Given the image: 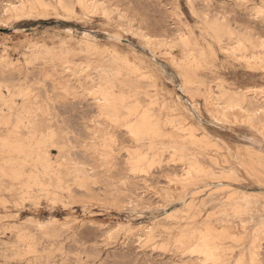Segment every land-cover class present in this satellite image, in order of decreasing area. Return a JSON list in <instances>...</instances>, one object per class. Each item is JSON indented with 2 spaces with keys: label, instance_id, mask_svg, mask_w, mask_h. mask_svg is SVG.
<instances>
[{
  "label": "rangeland",
  "instance_id": "obj_1",
  "mask_svg": "<svg viewBox=\"0 0 264 264\" xmlns=\"http://www.w3.org/2000/svg\"><path fill=\"white\" fill-rule=\"evenodd\" d=\"M61 1L0 0V264H264V0Z\"/></svg>",
  "mask_w": 264,
  "mask_h": 264
},
{
  "label": "bare ground",
  "instance_id": "obj_2",
  "mask_svg": "<svg viewBox=\"0 0 264 264\" xmlns=\"http://www.w3.org/2000/svg\"><path fill=\"white\" fill-rule=\"evenodd\" d=\"M59 1V0H58ZM63 1V0H62ZM61 1V2H62ZM41 2V1H40ZM43 2V1H42ZM31 3V2H30ZM45 3V2H44ZM59 3V2H58ZM68 3V2H67ZM66 3V4H67ZM69 3H71V2H69ZM48 3H46L45 5H47ZM77 4V3H76ZM3 5V4H2ZM5 5V4H4ZM162 5V4H161ZM29 6V5H28ZM38 6V5H37ZM65 6H67V5H65ZM70 6H71V4H70ZM14 7V6H13ZM48 7V6H47ZM62 7V6H61ZM67 7H69V5L67 6ZM66 7V8H67ZM70 8V7H69ZM87 8V7H86ZM131 8V7H130ZM29 9V8H28ZM61 9V8H60ZM63 9V8H62ZM71 9V8H70ZM258 9V8H257ZM3 10V9H2ZM82 10V9H81ZM28 11V10H27ZM62 11V10H61ZM65 11V10H64ZM77 11V10H76ZM261 11V10H260ZM14 12V11H13ZM16 13V12H15ZM27 13V12H26ZM76 13V12H75ZM162 13V12H161ZM194 13V12H193ZM84 14V13H83ZM195 14V13H194ZM262 15V14H261ZM264 16V15H263ZM166 18V17H165ZM206 18V17H205ZM250 18V17H249ZM223 19V18H222ZM260 19V18H259ZM196 20V19H195ZM125 21V20H124ZM198 22V21H197ZM204 22V21H203ZM202 22V23H203ZM217 23V22H216ZM215 23V24H216ZM205 25V24H204ZM233 25H235V24H233ZM137 26V25H136ZM135 25H134V28L136 27ZM215 26V25H214ZM128 27V26H127ZM131 27V26H130ZM208 27V26H207ZM222 27V26H221ZM225 27H227V26H225ZM255 27V26H254ZM132 28V27H131ZM210 28V27H209ZM208 28V29H209ZM228 28V27H227ZM207 29V30H208ZM226 29V28H225ZM224 29V30H225ZM229 29V28H228ZM227 29V30H228ZM230 30V29H229ZM255 30V29H254ZM204 31H205V29H204ZM256 31V30H255ZM259 32V31H258ZM240 35V34H239ZM261 35V34H260ZM234 40V39H233ZM236 40V39H235ZM243 40V39H242ZM230 42V41H229ZM259 43H260V41H259ZM261 44L264 46V41L263 42H261ZM240 48H241V46H240ZM239 49V48H238ZM232 50H233V48H232ZM237 50V49H236ZM199 66V65H198ZM191 67V66H190ZM134 72V71H133ZM194 72V71H193ZM122 73V72H121ZM120 72H115V75L116 76H121L122 74H121ZM130 73H132V72H130ZM130 73H129V75H130ZM14 74V73H13ZM133 74V73H132ZM135 74V73H134ZM4 75H5V73H4ZM125 75V74H124ZM136 75H137V73H136ZM184 75V74H183ZM138 76H139V74H138ZM134 79H135V77H134ZM198 80V79H197ZM22 81V80H21ZM20 81V82H21ZM38 81V80H37ZM40 81V80H39ZM20 82L19 83H17L18 84V87H19V84H20ZM43 82H45V81H43ZM118 82V81H117ZM32 83V82H31ZM41 83V82H40ZM39 83V84H40ZM122 83H123V81H122ZM38 84V85H39ZM120 84V83H119ZM125 84V83H124ZM128 84V83H127ZM2 85V84H1ZM5 85V84H4ZM33 85V84H32ZM36 85V84H35ZM117 85V84H116ZM115 85V86H116ZM126 85V84H125ZM130 85H131V83H130ZM7 86V85H6ZM11 86V85H10ZM30 86V85H29ZM37 86V85H36ZM41 86V85H40ZM114 86V87H115ZM134 86V85H133ZM196 86V85H195ZM17 87V88H18ZM21 87H23V84H22V86ZM20 87V88H21ZM26 87V86H25ZM44 86H42V88H43ZM113 87V88H114ZM121 87V86H120ZM119 87V88H120ZM127 87H128V85H127ZM199 87V86H198ZM16 88V89H17ZM31 87H28L27 89H30ZM122 88V87H121ZM138 88V87H137ZM11 89H13V88H11ZM19 89V88H18ZM32 89V88H31ZM54 89V88H53ZM117 89V88H116ZM127 89V88H126ZM196 89V88H195ZM14 90V89H13ZM38 90V89H37ZM110 90V89H109ZM118 90V89H117ZM131 90H134L133 88L131 89ZM130 90V91H131ZM140 90H142V89H140ZM260 90V89H259ZM29 91V90H28ZM55 91V90H54ZM99 91H101V89L99 90ZM119 91V90H118ZM121 91V90H120ZM119 91V92H120ZM10 92V91H9ZM13 92V91H12ZM23 92V91H22ZM27 92V91H26ZM35 92H36V90H35ZM104 92V91H103ZM102 92V93H103ZM107 92V91H106ZM122 92V91H121ZM120 92V93H121ZM142 92V91H141ZM147 92V91H146ZM261 92H263V91H261ZM11 93V92H10ZM17 93V92H16ZM25 93V92H24ZM30 93V92H29ZM28 93V94H29ZM33 93V92H32ZM39 93V92H38ZM101 93V94H102ZM127 93H128V91H127ZM131 93H132V91L131 92H129V94L131 95ZM140 93V92H139ZM264 93V92H263ZM19 94V93H18ZM26 94V93H25ZM31 94V93H30ZM58 93L56 92V95H57ZM100 94V95H101ZM253 94V93H252ZM261 94V93H260ZM32 95V94H31ZM37 95V94H36ZM35 95V96H36ZM55 95V94H54ZM107 95V94H106ZM106 95H102L103 96V98H104V100H105V102L107 103V104H110V99H111V97L110 96H106ZM117 95V94H116ZM122 95V94H121ZM141 95V94H140ZM147 95V94H146ZM0 96H1V94H0ZM38 97L40 96V94L39 95H37ZM51 96V95H50ZM58 96V95H57ZM99 96V95H98ZM101 96V97H102ZM24 97H26V96H24ZM29 97V96H28ZM27 97V98H28ZM34 97V96H33ZM100 97V96H99ZM117 97V96H116ZM119 97H120V95H119ZM118 97V98H119ZM124 97H125V94H124ZM127 97V96H126ZM134 97V96H133ZM251 97H252V95H251ZM41 98V97H40ZM47 98V97H46ZM137 98V97H136ZM144 98V97H143ZM255 98V97H254ZM32 99V98H31ZM94 99V98H93ZM98 99H100V100H102L101 98H95V101L98 103L99 101H97ZM121 99H124V98H121ZM138 99H140V98H138ZM145 99V98H144ZM253 99V98H252ZM258 99V98H257ZM256 99V100H257ZM30 100V99H29ZM40 100V99H39ZM58 100V99H57ZM74 100V99H73ZM81 100H82V98H81ZM80 100V101H81ZM120 100V99H119ZM133 100H134V98H133ZM148 100H150V99H148ZM260 100V99H259ZM6 101V100H5ZM4 101V102H5ZM48 101H51V100H49V98H48ZM79 101V102H80ZM113 101V100H112ZM136 101H138V100H136ZM12 102V101H11ZM30 102V101H29ZM53 102V101H52ZM56 102V101H55ZM82 102H83V100H82ZM104 102V101H103ZM104 102V103H105ZM124 102V101H123ZM135 102V101H134ZM0 103H2L1 101H0ZM37 103V102H36ZM35 103V104H36ZM40 103V102H39ZM43 103V102H42ZM44 103H45V101H44ZM47 103V102H46ZM45 103V104H46ZM49 103V102H48ZM47 103V104H48ZM51 103V102H50ZM59 103V102H58ZM88 103H89V101H88ZM100 103H102V102H100ZM125 103V102H124ZM144 103H145V101H144ZM13 104V103H12ZM15 104V103H14ZM29 104H31V103H29ZM28 104V105H29ZM47 104H46V106H47ZM49 105V104H48ZM51 105H52V103H51ZM54 105V104H53ZM59 105V104H58ZM143 105H145V104H143ZM8 106V105H7ZM43 106H45V105H43ZM142 105H140V107H141ZM39 107H41V106H38V109H40ZM95 107V106H94ZM10 109H13V106H10L9 107ZM28 109H29V107H27ZM93 108V107H92ZM150 108H152V107H150ZM16 109V108H15ZM27 109V110H28ZM35 109V108H34ZM248 109V108H247ZM14 110V109H13ZM26 110V109H25ZM24 110V111H25ZM41 110V109H40ZM263 111V113H264V109H262ZM19 111V110H18ZM29 111V110H28ZM32 111H35V110H32ZM32 111H30L31 113H32ZM73 111V110H72ZM236 111V110H235ZM251 111V110H250ZM1 113H2V111H0ZM4 112V111H3ZM6 112V111H5ZM4 112V113H5ZM26 112V111H25ZM41 112V111H40ZM13 113H15L14 111H13ZM12 113V114H13ZM17 113L18 112H16V115H17ZM22 113H23V111H22ZM72 113V112H71ZM124 113H126V112H124ZM150 113H151V111H150ZM257 113H259V112H257ZM27 114V113H26ZM44 114H46V113H44ZM48 114H49V111H48ZM157 114H159V113H157ZM261 114V113H260ZM24 115H25V113H24ZM51 115V114H50ZM49 115V116H50ZM127 115H129V114H127ZM160 115V114H159ZM6 116V115H5ZM48 116V115H47ZM48 116V117H49ZM259 116V115H258ZM10 117V116H9ZM45 117V116H44ZM113 117V116H112ZM115 117V116H114ZM6 118V117H5ZM12 118H13V116H12ZM21 118H22V116H21ZM19 116H18V119L16 120L17 122H16V124H14L15 125V130L16 131H19V129L21 128V125L22 124H24L25 122L23 121V119H21ZM24 118V117H23ZM29 118V117H28ZM43 118V117H42ZM46 118V117H45ZM45 118H44V120H45ZM118 118H120V117H118ZM117 118V119H118ZM3 119H4V117H3ZM2 119V120H3ZM7 119H8V117H7ZM83 119V118H82ZM88 119V118H87ZM135 119V118H134ZM149 118H147V116H145L144 117V119H143V122H141V128H142V130L139 128V127H137V128H135V129H133L132 131L134 132V133H136V134H139V133H141L142 131H147V129H148V127H149V125L151 126V121L150 120H148ZM1 120V121H2ZM40 120H41V118L39 117V113L37 114V113H33L32 115H31V117H30V121H29V124L28 125H30L31 126V128H33L34 127V131H33V135H34V138L36 139V137H38V136H40V135H45V134H47V135H49V136H51V141H54V139H55V137H56V134L57 133H55V129L54 130H52V129H49V130H46V131H44V130H41V129H39V126L42 124L41 122H40ZM84 120V119H83ZM257 120V119H256ZM260 120V119H259ZM258 121V120H257ZM256 121V124L259 122H257ZM261 122H262V120H260ZM14 122V121H13ZM47 122H49V121H47ZM46 122V123H47ZM82 122V121H81ZM80 122V123H81ZM86 122V121H85ZM254 122V121H253ZM259 123V124H262V123ZM2 123H3V121H2ZM5 124H9L10 123V121L9 120H5V122H4ZM52 124H53V122H51ZM10 125V124H9ZM252 125H253V123H252ZM254 125H255V123H254ZM33 126V127H32ZM51 126V125H50ZM140 126V125H139ZM256 126H258V125H256ZM5 127V126H4ZM9 127V126H8ZM8 127H5V128H8ZM12 127V126H11ZM29 127V126H28ZM27 127V128H28ZM145 127H146V129H145ZM153 127V126H152ZM23 128H25V127H23ZM26 128V129H27ZM44 128V127H43ZM51 128V127H50ZM258 128V127H257ZM149 129H151V127H149ZM155 129V128H154ZM167 129V128H166ZM8 130V129H7ZM6 130V131H7ZM20 130H22V129H20ZM59 130V129H58ZM57 130V131H58ZM155 130H157V129H155ZM10 131V130H9ZM150 131H153V132H155L154 130H150ZM11 132V131H10ZM22 132V131H21ZM26 131L24 130V133H25ZM62 132V131H61ZM70 132V131H69ZM16 133V132H15ZM23 133V132H22ZM22 133H20V134H22ZM63 133V132H62ZM67 133H68V131H67ZM66 133V134H67ZM195 133V132H194ZM6 134H7V132H6ZM13 134H14V132H13ZM17 134V133H16ZM15 134V135H16ZM61 134V133H60ZM64 134H65V132H64ZM15 135H12V133H11V135L9 134L6 138H4V139H2V143H3V147L5 148V149H7L8 151H13L14 153L15 152H18V153H21V154H24L27 158H29V159H31L32 157V155H34L33 154V151H30L31 149H29V146H27L25 143H23L22 141H20L19 139V137L17 138V137H15ZM70 135V134H69ZM68 135V136H69ZM72 135V134H71ZM18 136V135H17ZM48 136V137H49ZM65 136V135H64ZM193 136H195V135H193ZM207 136V135H206ZM24 137H26V136H24ZM24 137H21V138H24ZM76 137H78V136H76ZM147 137V136H146ZM3 138V137H2ZM44 138V137H43ZM68 138V137H67ZM143 138V137H142ZM141 138V139H142ZM150 138H151V136H150ZM149 138V139H150ZM58 139H63V138H58ZM147 139V138H146ZM148 139V140H149ZM22 140H25V138L24 139H22ZM44 140H47V139H44ZM64 140H65V138H64ZM161 140V139H160ZM26 141H28V140H26ZM35 141V140H34ZM61 141V140H60ZM56 142V141H55ZM65 142V141H64ZM174 142V141H173ZM208 142H209V140H208ZM44 143V142H43ZM52 143V142H51ZM54 143V142H53ZM58 143H59V140H58ZM65 143H67V142H65ZM69 143V142H68ZM28 144V143H27ZM64 144V143H63ZM178 144V143H177ZM212 144V143H211ZM221 144V143H220ZM35 145V144H34ZM36 145H39V144H36ZM55 145V144H54ZM57 145V144H56ZM67 145V144H66ZM65 145V146H66ZM207 145H209V144H207ZM215 145H217V144H215ZM215 145H213V146H215ZM57 146H59V145H57ZM61 146H62V144H61ZM68 146V145H67ZM71 146V145H70ZM69 146V147H70ZM219 146V145H218ZM64 147V146H63ZM74 147V146H73ZM73 147H72V149H73ZM211 147V146H210ZM42 148V147H41ZM55 148H56V146H55ZM62 148V147H61ZM71 148V147H70ZM70 148H68V149H70ZM218 148V147H217ZM221 148H223L222 146H221ZM38 149H40V148H38ZM38 149H36V150H38ZM57 149V148H56ZM63 149V148H62ZM65 149H67V147L65 148ZM228 149V148H227ZM29 150V151H28ZM74 150H75V147H74ZM77 150V149H76ZM45 151V150H44ZM78 151V150H77ZM249 151V150H248ZM7 152V151H6ZM5 152V153H6ZM34 152L35 153H37V157H35V159H34V163H33V165L35 164V166H37V165H39V167L40 166H42V168H43V172H42V174L44 173L45 175H47V176H50L49 174L51 173V170H52V168H53V164H52V162H51V160H50V158H49V156L48 155H41V153H42V151H41V153L40 154H38V152H36L35 150H34ZM81 152V151H80ZM250 152H252V150H250ZM9 153H11V152H9ZM60 153H61V151H60ZM63 153V152H62ZM61 153V154H62ZM169 153V152H168ZM248 153V152H247ZM253 153V152H252ZM254 153H257V152H254ZM43 154V153H42ZM45 154H46V152H45ZM259 154V153H258ZM257 154V155H258ZM87 155V154H86ZM255 155V154H254ZM254 155H252L253 156V159H255V160H257L256 158H254ZM9 155H7V157H8ZM12 156V155H11ZM11 156H9L10 158H11ZM15 156H16V154H15ZM252 156H251V158H252ZM256 156V155H255ZM7 157H6V159H7ZM17 157V156H16ZM25 157V158H26ZM31 157V158H30ZM59 157H60V155H59ZM65 157V156H64ZM63 157V158H64ZM211 157V156H210ZM261 157V156H260ZM13 158V157H12ZM20 158H22V157H20ZM247 158H249V156L247 155ZM250 158V159H251ZM263 158H264V156H263ZM9 159V158H8ZM14 159V158H13ZM24 159V158H23ZM61 159V158H60ZM60 159H59V161H60ZM17 160V159H16ZM19 160V159H18ZM22 160V159H21ZM27 160V159H26ZM248 160V159H247ZM254 160V161H255ZM20 161V160H19ZM71 161V160H70ZM195 161V160H194ZM205 161H207V160H205ZM245 162H246V160H244ZM248 161H250V160H248ZM253 161V160H252ZM254 161H253V163H254ZM260 161V160H259ZM210 162V161H209ZM251 162V161H250ZM57 163H58V160H57ZM64 163V162H63ZM67 163H69V161L67 162ZM71 163V162H70ZM69 163V164H70ZM195 163V162H194ZM249 163V162H248ZM247 163V164H248ZM252 163V164H253ZM256 163V162H255ZM263 163V162H262ZM59 164V163H58ZM187 164V163H186ZM240 164H242V163H240ZM256 164H258V163H256ZM3 165V164H2ZM19 165V164H18ZM25 165V164H24ZM260 165V164H259ZM64 166V165H63ZM67 166V165H66ZM249 166H250V164H249ZM28 167V166H27ZM135 167V166H134ZM138 167V166H137ZM193 167V166H192ZM203 167V166H202ZM245 167V166H244ZM244 167H242V168H244ZM258 167V166H257ZM260 167H262V166H259V168ZM37 168V167H36ZM69 168V167H68ZM191 168V167H190ZM247 168V167H246ZM258 168V169H259ZM5 169H8V168H5ZM31 169H33V168H31ZM30 169V170H31ZM251 169H252V167H251ZM262 169H264V168H262ZM29 170V171H30ZM59 170H60V168H59ZM62 170V169H61ZM63 170H65V169H63ZM62 170V171H63ZM191 170V169H190ZM246 170V169H245ZM10 171V172H9ZM9 171L7 170H2V169H0V172H2L3 174H5V175H7V176H9L10 178H12V179H15V180H21V177L23 176V173H24V171H23V164H20L17 168H11V169H9ZM26 171V170H25ZM82 171V170H81ZM196 171H198V170H196ZM206 171V170H205ZM204 171V172H205ZM40 172V171H39ZM86 172V171H85ZM84 172V173H85ZM195 172V171H194ZM219 172V171H218ZM250 172V171H249ZM55 173V172H54ZM83 173V172H82ZM83 173V174H84ZM217 173V172H216ZM220 173V172H219ZM255 173V172H254ZM25 174H27V173H25ZM60 174H61V172H60ZM60 174L57 172V173H55V175L58 177L57 178V180L59 181V183L60 182H62V186H63V181H62V178H61V176H60ZM67 174V173H66ZM77 174V173H76ZM79 174V173H78ZM80 174H81V172H80ZM79 174V175H80ZM83 174H81V175H83ZM228 174V173H227ZM260 174V173H259ZM2 175V174H1ZM41 175V174H40ZM65 175V174H64ZM63 175V176H64ZM208 175V174H207ZM248 175V174H247ZM252 175H254L253 173H252ZM261 175V174H260ZM264 175V174H263ZM71 177H75V176H73V175H71ZM55 178V177H54ZM64 178V181H65V177H63ZM9 179V178H8ZM12 179H10V181H12ZM40 179V177L38 176V175H36V174H32V175H30V178H29V181H30V183H33V181L32 180H34V183H35V185H41V182L42 181H40L39 180ZM203 179V178H202ZM26 180V179H25ZM45 180H46V178H45ZM78 179H76V181H77ZM2 181V180H1ZM27 181V180H26ZM44 181V180H43ZM50 181V180H49ZM79 181H81V180H79ZM18 182H20V181H18ZM17 182V183H18ZM56 182V181H55ZM82 182V181H81ZM21 183V182H20ZM52 183H54V181L52 182ZM77 183H79V186H80V182H77ZM2 184V183H1ZM19 184V183H18ZM49 184V183H48ZM47 184V185H48ZM57 184V183H56ZM4 185V184H3ZM12 185V184H11ZM45 185V184H44ZM51 185V184H50ZM55 185V184H54ZM66 185V184H65ZM73 185V184H72ZM75 185H77V184H75ZM7 186V185H6ZM13 186V185H12ZM56 186V185H55ZM74 186V185H73ZM2 187V186H1ZM14 187V186H13ZM16 187V186H15ZM21 187V186H20ZM27 187H28V185H27ZM46 187V186H45ZM53 187V186H52ZM7 188V187H6ZM18 188V187H17ZM68 188V187H67ZM66 188V189H67ZM41 189V188H40ZM55 189V188H54ZM3 190V189H2ZM6 190V189H5ZM4 190V191H5ZM10 190H11V188H10ZM17 190H19V189H17ZM50 190V189H49ZM16 191V190H15ZM63 191V190H62ZM8 192V191H7ZM14 192V191H13ZM1 193H3L2 191H1ZM9 193V192H8ZM12 193V192H11ZM51 193V192H50ZM51 194H53V193H51ZM69 194V193H68ZM1 195V194H0ZM11 195V194H10ZM73 196V194H70V196ZM185 195V194H184ZM212 195V194H211ZM19 196V195H18ZM2 197V196H1ZM4 197V196H3ZM12 197V196H11ZM208 198V197H207ZM215 201V200H214ZM5 224V223H4ZM9 226V225H8ZM11 226V225H10ZM24 226V225H23ZM37 226V225H36ZM12 227V226H11ZM14 227V226H13ZM25 227V226H24ZM40 228V227H39ZM38 229H36V231H37ZM25 232V231H24ZM40 232V231H39ZM42 232V231H41ZM44 232V231H43ZM36 233V232H35ZM27 234V233H26ZM34 234V233H33ZM28 235V234H27ZM32 235V234H31ZM44 235H46L45 233H44ZM30 237V236H29ZM31 237H33V235L31 236ZM6 242V241H5ZM14 243V242H13ZM35 243H37V242H35ZM12 244V243H11ZM11 244H7V245H11ZM16 244V243H15ZM219 244V243H218ZM18 245V244H17ZM213 245H216V244H213ZM14 246V245H13ZM218 246V245H217ZM222 246V245H221ZM35 247V246H34ZM210 246H206V251H205V254H206V256L208 257V258H210V259H214V258H216V254L214 253V251H213V249H211V247H212V244H211V247L209 248ZM215 247V246H214ZM14 249V248H13ZM220 249V248H219ZM222 249H223V247H222ZM225 250V249H224ZM35 251V250H34ZM33 251V252H34ZM64 251H66V250H64ZM215 251H217V250H215ZM4 252V251H3ZM2 253V252H1ZM6 253V252H5ZM38 253V252H37ZM222 253V252H221ZM16 253H14V255H15ZM41 254V253H40ZM47 254V253H46ZM62 254V253H61ZM219 254V253H218ZM6 255V254H5ZM12 255V254H11ZM18 255V254H17ZM17 255H15V257L17 256ZM44 255V254H43ZM63 255V254H62ZM65 255V254H64ZM79 255V254H78ZM78 255H77V257H78ZM41 256V255H40ZM39 256V257H40ZM74 256V255H73ZM220 256H221V254H220ZM1 257V256H0ZM42 258V257H41ZM44 258V257H43ZM100 258V257H99ZM102 258V257H101ZM118 258V257H117ZM134 258V257H133ZM260 258V257H259ZM1 259V258H0ZM8 259V258H7ZM10 259V258H9ZM12 259V258H11ZM114 259V258H113ZM243 260V259H242ZM242 260H241V262H242ZM78 261V260H77ZM110 261V260H109ZM112 261V260H111ZM98 264V263H97ZM245 264H247L246 263V261H245Z\"/></svg>",
  "mask_w": 264,
  "mask_h": 264
}]
</instances>
